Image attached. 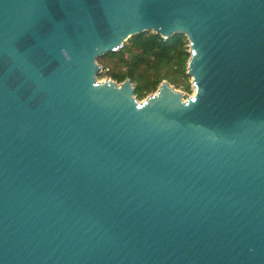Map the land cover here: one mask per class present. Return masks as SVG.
Wrapping results in <instances>:
<instances>
[{
    "label": "water",
    "instance_id": "95a60500",
    "mask_svg": "<svg viewBox=\"0 0 264 264\" xmlns=\"http://www.w3.org/2000/svg\"><path fill=\"white\" fill-rule=\"evenodd\" d=\"M144 30L194 94L98 79ZM0 264H264V0H0Z\"/></svg>",
    "mask_w": 264,
    "mask_h": 264
},
{
    "label": "trees",
    "instance_id": "16d2710c",
    "mask_svg": "<svg viewBox=\"0 0 264 264\" xmlns=\"http://www.w3.org/2000/svg\"><path fill=\"white\" fill-rule=\"evenodd\" d=\"M188 43L187 36L181 32L164 37L161 33L144 30L133 34L117 50L100 55L97 59L103 68L98 75L106 73L118 82L130 77L138 98L155 91L165 78L189 90ZM106 59L112 64L105 63Z\"/></svg>",
    "mask_w": 264,
    "mask_h": 264
},
{
    "label": "rangeland",
    "instance_id": "374dc122",
    "mask_svg": "<svg viewBox=\"0 0 264 264\" xmlns=\"http://www.w3.org/2000/svg\"><path fill=\"white\" fill-rule=\"evenodd\" d=\"M104 62L105 63H107V64H112V63H110V61L108 60V59H106V60H104ZM100 64H102L101 62H100ZM103 65V64H102ZM112 78L111 76H109L108 74H103V75H98V79H100V80H103V79H105V78ZM166 80H168L176 89H178V90H181L182 91V93H183V95H184V97L186 98L188 95H192V94H194L195 93V87H194V85L192 84V77H191V89H186L183 85H177L176 83H174V82H172V80L170 79V78H165ZM154 91H151L150 93H153ZM149 93V94H150ZM145 98V97H144ZM139 99H143V98H139Z\"/></svg>",
    "mask_w": 264,
    "mask_h": 264
},
{
    "label": "bare ground",
    "instance_id": "6f19581e",
    "mask_svg": "<svg viewBox=\"0 0 264 264\" xmlns=\"http://www.w3.org/2000/svg\"><path fill=\"white\" fill-rule=\"evenodd\" d=\"M195 87V86H194ZM196 88V87H195ZM195 91H196V89H195Z\"/></svg>",
    "mask_w": 264,
    "mask_h": 264
},
{
    "label": "built area",
    "instance_id": "2783aa9c",
    "mask_svg": "<svg viewBox=\"0 0 264 264\" xmlns=\"http://www.w3.org/2000/svg\"><path fill=\"white\" fill-rule=\"evenodd\" d=\"M103 68V67H102Z\"/></svg>",
    "mask_w": 264,
    "mask_h": 264
}]
</instances>
